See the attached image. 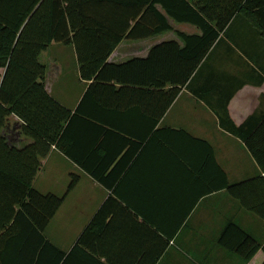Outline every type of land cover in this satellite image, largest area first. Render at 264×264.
Segmentation results:
<instances>
[{"label":"crops","instance_id":"1","mask_svg":"<svg viewBox=\"0 0 264 264\" xmlns=\"http://www.w3.org/2000/svg\"><path fill=\"white\" fill-rule=\"evenodd\" d=\"M171 24L173 30L163 34L123 40L108 62L146 59L164 42L183 45L178 32L201 33L190 25L180 29L186 24ZM259 41H230L212 54L154 131L149 129L156 116L141 106L145 96L140 86L128 84L121 96H104L105 86H98L87 108L95 123L80 121L74 129L79 137L76 154L85 165L108 167L107 176L124 168L109 187L52 146L33 186L65 198L44 231L59 252L47 248L42 264H264V250L247 262L219 244L234 223L264 247V219L243 208L227 190L228 181L240 184L264 177L242 137V129L264 114V45ZM56 44L45 52L51 53L45 63L46 87L75 112L93 81L81 78L75 48L61 44L56 54L51 50ZM154 66L160 67L161 60ZM18 121L12 119L4 133L10 144L22 147L31 140L21 135ZM147 133L151 137L140 147L127 139ZM73 178L78 182L69 190ZM9 244L17 253L32 241L17 238Z\"/></svg>","mask_w":264,"mask_h":264},{"label":"trees","instance_id":"2","mask_svg":"<svg viewBox=\"0 0 264 264\" xmlns=\"http://www.w3.org/2000/svg\"><path fill=\"white\" fill-rule=\"evenodd\" d=\"M171 21L201 33L178 32L183 45L164 42L146 59L108 62L123 40L171 31ZM257 39L264 45V0H0V264H42L47 248L59 252L46 240L44 231L65 197L43 194L33 186L52 146L109 187L122 173L124 167L114 177L107 176L108 167L85 165L76 154L79 137L74 129L80 121L87 126L95 123L87 108L98 86H105L101 90L104 96H121L128 84L140 86V94L145 96L141 106L156 116L149 129L154 131L212 54L230 41L253 45ZM55 43L73 46L81 78L93 81L75 112L46 87L48 68L42 57ZM159 59L161 66L155 67ZM104 81L121 88L116 91L114 84L107 86ZM14 118L19 120L21 135L31 140L22 147L10 144L4 133ZM242 131L248 150L264 172V114ZM150 135L127 139L140 147ZM77 182L73 178L69 190ZM227 190L243 208L264 219V177L240 184L228 181ZM26 237L32 246L19 247L16 253L9 242ZM219 244L247 262L264 250L234 223L226 227Z\"/></svg>","mask_w":264,"mask_h":264},{"label":"rangeland","instance_id":"3","mask_svg":"<svg viewBox=\"0 0 264 264\" xmlns=\"http://www.w3.org/2000/svg\"><path fill=\"white\" fill-rule=\"evenodd\" d=\"M186 26L187 25H179V28L180 29H185L186 28ZM240 31V30H239ZM242 32V31H241ZM62 47V45L60 44H56L51 50H53V51H55V53L57 54L58 52H59V50H60V48ZM67 51H68V53L67 54H71L70 53V49H67ZM51 53H45L44 55H43V57H42V62L43 63H48V59H50V57H51V55H50ZM52 55H54V54H52ZM69 65V66H68ZM67 67H68V69H70V74H72V76H73V72H72V66L70 65V59H69V61L67 62Z\"/></svg>","mask_w":264,"mask_h":264}]
</instances>
